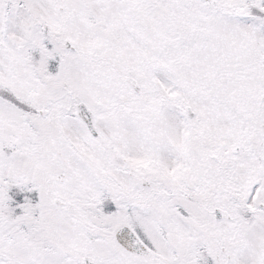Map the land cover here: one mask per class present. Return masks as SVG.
<instances>
[{
	"label": "snow or ice",
	"instance_id": "obj_1",
	"mask_svg": "<svg viewBox=\"0 0 264 264\" xmlns=\"http://www.w3.org/2000/svg\"><path fill=\"white\" fill-rule=\"evenodd\" d=\"M0 264H264V0H0Z\"/></svg>",
	"mask_w": 264,
	"mask_h": 264
}]
</instances>
